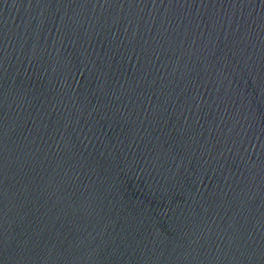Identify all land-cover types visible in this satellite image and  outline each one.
Masks as SVG:
<instances>
[{
  "label": "water",
  "instance_id": "obj_1",
  "mask_svg": "<svg viewBox=\"0 0 264 264\" xmlns=\"http://www.w3.org/2000/svg\"><path fill=\"white\" fill-rule=\"evenodd\" d=\"M0 264H264V0H0Z\"/></svg>",
  "mask_w": 264,
  "mask_h": 264
}]
</instances>
